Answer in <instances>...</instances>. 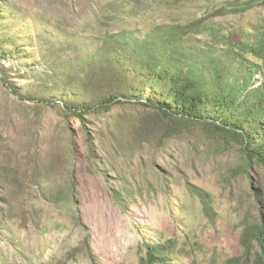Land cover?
<instances>
[{"label":"rangeland","instance_id":"1","mask_svg":"<svg viewBox=\"0 0 264 264\" xmlns=\"http://www.w3.org/2000/svg\"><path fill=\"white\" fill-rule=\"evenodd\" d=\"M200 17L213 32L196 37L261 35L264 0H0V264H230L243 255L244 230L264 226V166L241 144L177 121V134L163 137L160 114L137 103L80 119L5 82L76 100L80 79L69 76L109 33ZM73 43L85 48L79 57ZM157 244L170 255L149 263ZM243 259L264 263L256 240Z\"/></svg>","mask_w":264,"mask_h":264},{"label":"trees","instance_id":"2","mask_svg":"<svg viewBox=\"0 0 264 264\" xmlns=\"http://www.w3.org/2000/svg\"><path fill=\"white\" fill-rule=\"evenodd\" d=\"M211 14L224 15L225 9L217 8ZM205 30L213 32L207 18L200 17L185 23H161L145 35L132 30L109 33L69 76L80 79L76 100L22 95L4 81L21 97L62 105L80 119L118 104H142L165 121L163 137L177 134L171 121L193 124L204 133L241 144L249 163L254 160L264 166V33L239 28L227 34L211 33L204 39L195 36ZM3 41L0 58L8 56L1 47ZM76 45L73 48L79 57L85 48ZM195 193L201 195V191ZM253 240L264 251V226L259 231L244 230L243 255L232 258L230 264L246 263L243 257L250 255ZM169 253L163 245L149 246L147 260L152 263ZM257 264L264 263L258 260Z\"/></svg>","mask_w":264,"mask_h":264}]
</instances>
